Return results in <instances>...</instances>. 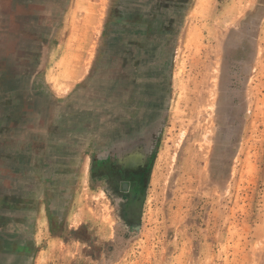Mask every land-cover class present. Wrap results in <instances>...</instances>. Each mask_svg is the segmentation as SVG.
Here are the masks:
<instances>
[{
	"label": "rangeland",
	"instance_id": "374dc122",
	"mask_svg": "<svg viewBox=\"0 0 264 264\" xmlns=\"http://www.w3.org/2000/svg\"><path fill=\"white\" fill-rule=\"evenodd\" d=\"M45 1L0 64V264H264V0Z\"/></svg>",
	"mask_w": 264,
	"mask_h": 264
},
{
	"label": "bare ground",
	"instance_id": "6f19581e",
	"mask_svg": "<svg viewBox=\"0 0 264 264\" xmlns=\"http://www.w3.org/2000/svg\"><path fill=\"white\" fill-rule=\"evenodd\" d=\"M34 1H36V0H0V64L1 63H11L12 61L14 62L15 59H21L22 56L24 54H26L24 51L26 50L27 47H29V43L27 42V38H26L28 35L27 34L28 31L30 29L31 30L34 29V26H35L34 23L39 21V19L42 15L48 13V11L46 9H44L47 6V4H43L40 7L42 2L35 3ZM45 2L46 1L43 0V3H45ZM27 29H28V31H27ZM24 31H26V32H24ZM37 32H39V31H37ZM30 34H32V32ZM21 65H22V67H21L22 70H29L30 68H32V66H30L29 64H28L29 65L28 67L26 65L24 67L23 64H21ZM115 70L116 69H115L114 65H112L111 71H110L111 78H112L111 79L112 80V86L114 85V81H115V84L120 88L122 86L121 85L122 82L119 80V78L116 80V74H115L116 71ZM113 72H114V74H113ZM150 83H152V82H150ZM150 95H152V94H150ZM19 123H18V125H19ZM11 148H13L12 144L6 143L5 147L0 149V151L1 152L8 151Z\"/></svg>",
	"mask_w": 264,
	"mask_h": 264
},
{
	"label": "crops",
	"instance_id": "0c3cea01",
	"mask_svg": "<svg viewBox=\"0 0 264 264\" xmlns=\"http://www.w3.org/2000/svg\"><path fill=\"white\" fill-rule=\"evenodd\" d=\"M77 78H79V77H77ZM70 79H74V77L72 76Z\"/></svg>",
	"mask_w": 264,
	"mask_h": 264
},
{
	"label": "flooded vegetation",
	"instance_id": "af4514ba",
	"mask_svg": "<svg viewBox=\"0 0 264 264\" xmlns=\"http://www.w3.org/2000/svg\"><path fill=\"white\" fill-rule=\"evenodd\" d=\"M132 95L134 96V95H135V93L133 92V93H132Z\"/></svg>",
	"mask_w": 264,
	"mask_h": 264
}]
</instances>
